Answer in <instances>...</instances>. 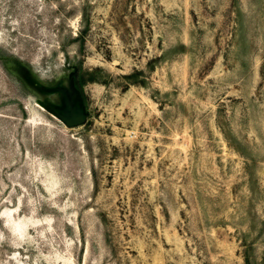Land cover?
<instances>
[{
	"label": "rangeland",
	"instance_id": "rangeland-1",
	"mask_svg": "<svg viewBox=\"0 0 264 264\" xmlns=\"http://www.w3.org/2000/svg\"><path fill=\"white\" fill-rule=\"evenodd\" d=\"M0 264H264V0H0Z\"/></svg>",
	"mask_w": 264,
	"mask_h": 264
}]
</instances>
